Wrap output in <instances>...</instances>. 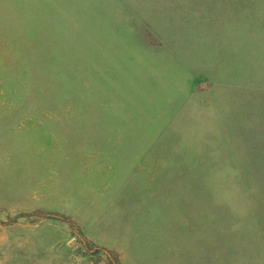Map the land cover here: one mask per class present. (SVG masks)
Masks as SVG:
<instances>
[{
	"label": "rangeland",
	"instance_id": "rangeland-1",
	"mask_svg": "<svg viewBox=\"0 0 264 264\" xmlns=\"http://www.w3.org/2000/svg\"><path fill=\"white\" fill-rule=\"evenodd\" d=\"M0 264H264V0H0Z\"/></svg>",
	"mask_w": 264,
	"mask_h": 264
}]
</instances>
